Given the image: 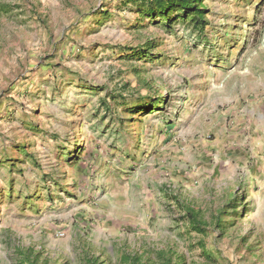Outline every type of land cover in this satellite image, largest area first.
Listing matches in <instances>:
<instances>
[{
    "label": "rangeland",
    "instance_id": "obj_1",
    "mask_svg": "<svg viewBox=\"0 0 264 264\" xmlns=\"http://www.w3.org/2000/svg\"><path fill=\"white\" fill-rule=\"evenodd\" d=\"M201 7L0 0V264H264V0Z\"/></svg>",
    "mask_w": 264,
    "mask_h": 264
},
{
    "label": "trees",
    "instance_id": "obj_2",
    "mask_svg": "<svg viewBox=\"0 0 264 264\" xmlns=\"http://www.w3.org/2000/svg\"><path fill=\"white\" fill-rule=\"evenodd\" d=\"M143 3V11L149 12L151 16L159 13L163 19H170L174 12H178L177 16L187 18L192 16L193 19L204 22V10L201 7L202 0H140ZM192 224L198 225L196 215L190 214Z\"/></svg>",
    "mask_w": 264,
    "mask_h": 264
}]
</instances>
